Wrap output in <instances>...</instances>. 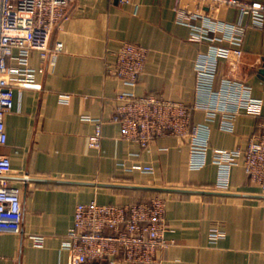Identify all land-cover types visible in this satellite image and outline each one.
Instances as JSON below:
<instances>
[{
  "label": "crops",
  "instance_id": "0c3cea01",
  "mask_svg": "<svg viewBox=\"0 0 264 264\" xmlns=\"http://www.w3.org/2000/svg\"><path fill=\"white\" fill-rule=\"evenodd\" d=\"M176 6L223 22L240 20L236 7L212 0H73L52 34L51 46L63 45L56 62L31 52L30 65L45 67L36 77L42 88H14V108L5 117L8 139L0 145V155L11 159L10 182L21 188L23 208L20 232L0 231V264H71L62 242L78 203L124 205L155 196L166 200L165 237L172 244L158 250L154 264H264V194L242 163L232 168L229 188L216 189L213 162L215 149H246L259 117L242 113L229 130L219 125L218 116L208 120L205 111L194 110L192 125L207 122L210 127L207 162L198 170L189 167L186 140L157 136L143 148L124 139L120 124L111 119L116 95L125 90L196 103L199 56L215 45L236 47L226 40L191 39L193 29L177 21ZM126 41L148 49L134 85L109 73ZM241 47L237 69L220 58L216 87L233 77L264 98V28L248 27ZM62 95L69 96L67 103ZM97 121L102 122L99 149L89 145ZM145 165L153 171L137 167ZM213 228L221 229L223 237L211 241ZM34 236L43 237L42 245ZM104 264L132 263L120 253Z\"/></svg>",
  "mask_w": 264,
  "mask_h": 264
},
{
  "label": "built area",
  "instance_id": "2783aa9c",
  "mask_svg": "<svg viewBox=\"0 0 264 264\" xmlns=\"http://www.w3.org/2000/svg\"><path fill=\"white\" fill-rule=\"evenodd\" d=\"M73 0H0V145L7 143L5 117L14 108V88L41 89L37 72L45 67L30 65V54L38 50L43 60L56 62L63 49L62 43L54 48L51 38L55 28L67 17ZM127 3L129 0H118ZM236 7L240 20L223 22L199 12H189L176 6L178 22L190 25L191 39L226 40L236 47L212 46L207 54L199 56L196 64L198 100L194 104L167 99L156 94L137 95L132 90L116 95L117 106L112 121L120 124L122 137L148 148L157 136L174 135L190 146L189 167L198 170L205 166L209 151L210 127L205 123L192 125L193 111L206 112L207 119L219 117V125L233 130L238 115L244 113L260 118L258 131L251 136L246 149H215L213 162L217 166L218 190H227L231 171L242 163L248 179L257 184L264 194V98L253 95L252 86L233 77H225L216 87L220 58H226L235 69L243 56L241 47L248 27L264 28V2L246 0H212ZM247 17L249 21L243 23ZM201 19L202 23H195ZM219 32L222 36L213 37ZM115 62L109 73L128 85L138 82L148 49L134 42H123L115 52ZM10 59L16 65H10ZM61 102L69 101L62 95ZM102 139V122L90 136L89 145L99 149ZM152 172L150 165L137 166ZM12 162L9 156L0 155V231L20 232L23 218L22 190L12 185ZM168 230L166 200L155 196L148 202L133 204L78 203L74 221L62 242V248L71 253V264H104L120 253L132 264H154L159 261L158 250L172 241L166 239ZM224 232L213 228L211 241L223 237ZM37 244L42 236H34Z\"/></svg>",
  "mask_w": 264,
  "mask_h": 264
},
{
  "label": "water",
  "instance_id": "95a60500",
  "mask_svg": "<svg viewBox=\"0 0 264 264\" xmlns=\"http://www.w3.org/2000/svg\"><path fill=\"white\" fill-rule=\"evenodd\" d=\"M159 189V188H158Z\"/></svg>",
  "mask_w": 264,
  "mask_h": 264
}]
</instances>
